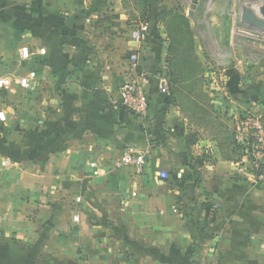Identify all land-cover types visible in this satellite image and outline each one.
I'll return each instance as SVG.
<instances>
[{
	"label": "crops",
	"instance_id": "1",
	"mask_svg": "<svg viewBox=\"0 0 264 264\" xmlns=\"http://www.w3.org/2000/svg\"><path fill=\"white\" fill-rule=\"evenodd\" d=\"M178 1L148 0L143 21L139 0H0V264H264V185L231 144L264 84L240 61L218 112L194 93L202 73L168 104L159 13L189 19L205 63L199 12ZM130 78L145 115L122 105ZM134 149L142 170L118 164Z\"/></svg>",
	"mask_w": 264,
	"mask_h": 264
},
{
	"label": "rangeland",
	"instance_id": "2",
	"mask_svg": "<svg viewBox=\"0 0 264 264\" xmlns=\"http://www.w3.org/2000/svg\"><path fill=\"white\" fill-rule=\"evenodd\" d=\"M240 1H178L181 6L186 5V11L196 10L199 12L202 28L200 34L205 41L202 50L205 63H203L202 72L203 83L198 84L199 87L197 85L198 88L194 93L197 99L203 97L202 89L212 93L211 101L205 104L213 106L216 112L220 107L225 106L223 97L229 89L224 76H228L226 69L229 66L231 68L234 63L242 62L239 71L241 80H251L253 87L256 85L255 81L264 84V34L249 30L239 23ZM247 84L246 86H248ZM246 114L263 116V113L255 111ZM244 115L236 114L235 118L233 117V130L236 121ZM259 183L264 185V182Z\"/></svg>",
	"mask_w": 264,
	"mask_h": 264
},
{
	"label": "trees",
	"instance_id": "3",
	"mask_svg": "<svg viewBox=\"0 0 264 264\" xmlns=\"http://www.w3.org/2000/svg\"><path fill=\"white\" fill-rule=\"evenodd\" d=\"M144 13L141 16L143 21L148 20V14L151 13V7L148 0H139ZM164 21L168 28L169 54L167 67L164 77L167 79L168 94L166 102L174 103L175 93L180 86L195 87L199 83V74L203 72L202 63L194 49V32L191 28L189 19L177 10L163 11L158 14L157 21ZM141 72V67L137 68ZM264 119V114H263ZM232 151L236 155L238 161L242 160L243 156L248 152L250 144L237 142L232 131ZM253 163L252 157H249Z\"/></svg>",
	"mask_w": 264,
	"mask_h": 264
},
{
	"label": "built area",
	"instance_id": "4",
	"mask_svg": "<svg viewBox=\"0 0 264 264\" xmlns=\"http://www.w3.org/2000/svg\"><path fill=\"white\" fill-rule=\"evenodd\" d=\"M140 33L134 31V36L139 37ZM164 89L168 92L167 83ZM122 105L136 115H145L149 108V97L144 86L135 78H130L120 89ZM234 134L237 142L250 144L248 152L244 155L250 162V173L259 182H264V119L262 116L245 114L238 119L234 125ZM250 161V160H249ZM118 164L133 165L142 170L146 164V153L142 150L126 151Z\"/></svg>",
	"mask_w": 264,
	"mask_h": 264
},
{
	"label": "water",
	"instance_id": "5",
	"mask_svg": "<svg viewBox=\"0 0 264 264\" xmlns=\"http://www.w3.org/2000/svg\"><path fill=\"white\" fill-rule=\"evenodd\" d=\"M239 23L249 30L264 34V0H241Z\"/></svg>",
	"mask_w": 264,
	"mask_h": 264
}]
</instances>
